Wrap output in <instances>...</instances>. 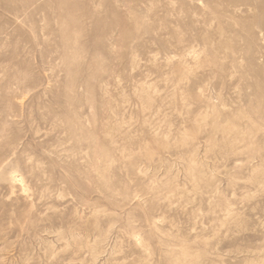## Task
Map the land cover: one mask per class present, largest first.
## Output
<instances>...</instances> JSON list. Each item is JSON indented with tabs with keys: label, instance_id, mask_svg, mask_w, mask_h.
Returning <instances> with one entry per match:
<instances>
[{
	"label": "rangeland",
	"instance_id": "rangeland-1",
	"mask_svg": "<svg viewBox=\"0 0 264 264\" xmlns=\"http://www.w3.org/2000/svg\"><path fill=\"white\" fill-rule=\"evenodd\" d=\"M0 264H264V0H0Z\"/></svg>",
	"mask_w": 264,
	"mask_h": 264
}]
</instances>
